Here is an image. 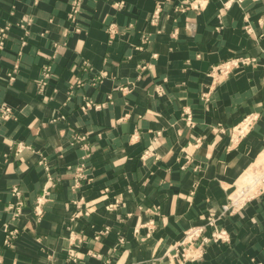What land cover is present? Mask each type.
Here are the masks:
<instances>
[{"label":"crops","instance_id":"1","mask_svg":"<svg viewBox=\"0 0 264 264\" xmlns=\"http://www.w3.org/2000/svg\"><path fill=\"white\" fill-rule=\"evenodd\" d=\"M184 1L0 0V264H264V0Z\"/></svg>","mask_w":264,"mask_h":264},{"label":"built area","instance_id":"2","mask_svg":"<svg viewBox=\"0 0 264 264\" xmlns=\"http://www.w3.org/2000/svg\"><path fill=\"white\" fill-rule=\"evenodd\" d=\"M202 0H185L183 3L180 4L179 9L183 10L187 7L190 8H197V7H201L202 6ZM78 2L75 1L73 2L72 6H71V12L70 15L72 16L74 12L78 11ZM25 25V23L20 24L21 27H23ZM8 25H4L2 27H0V50L3 48L4 46V40L7 36V30H8ZM22 43H24V41L22 40ZM238 62L240 63H246L247 62V58H243V59H239V58H234V59H229V60H225L221 63H218L214 66L211 67V71L213 73H216L217 76L219 75H226L227 73L230 72L231 67L235 66L238 64ZM8 78L12 79L13 75L11 73H8ZM10 109L8 107H3L2 109V117L3 118H8L10 117ZM189 116V115H188ZM187 116V117H188ZM251 121V116L250 115H246L243 120L240 122V125L237 126V129L239 132H243V130L247 127V125L250 123ZM261 182H264V180H259L257 182H252V183H246L243 186H241L242 188L239 191L238 196H236L232 201L223 204L221 209L222 211H230V207L233 205V207L236 206L237 204V200L239 198H242L241 196H243L244 194L247 193L248 188H252V186L256 187L257 185H260ZM238 198V199H237ZM216 221L217 218L216 217H210L208 218L207 222L204 225H196V226H192L190 227L185 234L184 240H196L198 237L201 236V240L203 242H207V241H217V240H226L228 239V233L226 232V230L222 229V228H218L216 226ZM209 226L211 227V231L204 235L205 232V227ZM12 233L10 231V236L9 239L12 236Z\"/></svg>","mask_w":264,"mask_h":264},{"label":"rangeland","instance_id":"3","mask_svg":"<svg viewBox=\"0 0 264 264\" xmlns=\"http://www.w3.org/2000/svg\"><path fill=\"white\" fill-rule=\"evenodd\" d=\"M261 161H264V160H261ZM263 166H264V164H263ZM246 172H248L247 174H249L248 176H247V178L248 179H250L251 178V176H252V178H257L258 180H260V178H261V175H262V173L264 172V168L262 169V168H255L254 170H247ZM246 174V173H245ZM245 174L243 175V176H245ZM254 175V176H253ZM247 184L249 183V180H247V181H245ZM245 183V184H246ZM244 184V183H243Z\"/></svg>","mask_w":264,"mask_h":264},{"label":"bare ground","instance_id":"4","mask_svg":"<svg viewBox=\"0 0 264 264\" xmlns=\"http://www.w3.org/2000/svg\"><path fill=\"white\" fill-rule=\"evenodd\" d=\"M262 156L264 157V150H263ZM246 173H248V172H246ZM247 176H248V175L244 176V177H245V179L247 178ZM248 180H254V178H252V176H251V178H250V179H248ZM244 181H245V180H244Z\"/></svg>","mask_w":264,"mask_h":264}]
</instances>
